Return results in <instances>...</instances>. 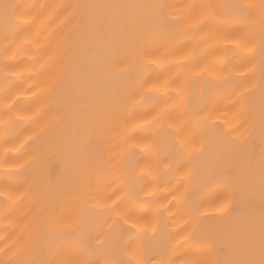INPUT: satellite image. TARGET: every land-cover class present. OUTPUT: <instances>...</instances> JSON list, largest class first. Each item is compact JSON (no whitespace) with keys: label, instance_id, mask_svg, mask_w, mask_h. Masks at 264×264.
<instances>
[{"label":"snow or ice","instance_id":"snow-or-ice-1","mask_svg":"<svg viewBox=\"0 0 264 264\" xmlns=\"http://www.w3.org/2000/svg\"><path fill=\"white\" fill-rule=\"evenodd\" d=\"M32 7L0 0V136L7 143L22 120L42 124L36 141L52 135L15 171L10 165L4 173L6 180L24 175L0 189L5 219L26 197L41 201L39 213L22 223L7 248L19 245L30 257L16 264H264V0L193 3L179 13L166 3L64 5L70 10L64 26L71 27L58 44L43 47ZM223 43L247 53L242 79L225 71L215 55L226 51ZM26 45L46 52V59L22 63L17 57ZM65 45L75 49L74 56L64 57ZM157 45L160 55L153 52ZM129 62L136 69L134 80L114 71ZM174 69L179 71L173 74ZM24 72L40 82L42 102L29 115L18 111L13 95ZM225 94L230 106L222 110L215 100ZM150 101L146 115L161 103L166 107L143 125L131 123L126 111ZM177 107L186 117L179 122ZM98 128L115 133L112 148L93 140ZM140 133L145 135L138 139ZM162 139L167 159L157 150ZM129 142L132 149L143 144L144 158L133 162L134 151L123 148ZM53 147L66 158L60 175L51 168L45 174L42 167ZM163 164L178 174L177 187L168 204L151 214L124 206L120 197L101 195L118 182L117 191L126 189L138 205L154 208L159 201L149 186L158 181ZM212 188L221 192L213 203L215 216L203 211L204 196L193 197L194 190ZM173 202L183 213L176 228L165 215ZM190 249L204 253L203 261L188 258ZM62 252L71 258L57 260Z\"/></svg>","mask_w":264,"mask_h":264},{"label":"bare ground","instance_id":"bare-ground-1","mask_svg":"<svg viewBox=\"0 0 264 264\" xmlns=\"http://www.w3.org/2000/svg\"><path fill=\"white\" fill-rule=\"evenodd\" d=\"M11 3H15L22 6H34L31 8V12L35 14L38 19L35 25V28H41L43 31V40L44 43L41 47L46 45L49 41L53 44H58L67 34L71 25L65 27L66 18L69 13V9H65L64 5H72V4H80V3H88V2H104V0H9ZM120 2L127 3H166L168 5L176 6L171 9V11L179 13L183 6L198 3V4H206V3H234V2H245V3H259V0H120ZM35 28L33 31H35ZM46 38V39H45ZM27 51L26 53H22L17 57L24 64H32V58L35 57L39 59L41 62L46 59V52L41 51L38 48L31 47L30 45L25 46ZM222 49H226V51H221L219 53H215L218 59L223 60L226 67L225 71L231 72L232 76L242 79L239 75L245 71V65L247 64V60L244 57L247 56L246 52L232 51L234 46L230 43H223L221 45ZM162 49L157 45L153 52L156 55H160L162 53ZM75 49L71 45H65L64 48V57L69 58L74 56ZM3 60V57L0 56V61ZM250 66V65H249ZM39 67V64L36 65ZM115 73L122 77L125 80H134L136 69L131 67V62L126 63L121 68H116ZM179 71V69H174V73ZM155 76V73H153ZM161 79H165L166 77H160ZM19 83V87L16 88L13 92V95L16 96L18 102V111L22 114L29 115L30 110L39 107L41 104V100L37 97L40 96L39 86L40 82L38 79L32 78L28 72L22 73V80L17 81ZM35 93L36 95H33ZM2 94H0V106H2ZM153 101H150L148 105L137 106L134 109L129 108L125 115L134 124H144L145 120H151L153 116L160 110V108L166 107L164 103L160 104V107L155 111H151V115H146L151 109L150 104ZM216 105L220 109H224L226 106H230V100L227 98V94L221 96L220 98L215 100ZM175 118L179 122L182 118H186L182 116V111L179 107L175 109L174 113ZM165 126L167 125V120L163 122ZM42 124H34L31 121H20V123L16 126V132H14L8 139V142L5 143L2 136H0V189H3L6 183H14L23 180V173L17 175L16 177H9L7 180L5 179L4 173L8 170L9 166H13V171H15V165L21 164L27 159V154H34L35 145L37 143H50L52 141L51 133L44 135L40 138L39 141H36L33 137L34 134L41 128ZM147 127V125H145ZM97 133L92 134L93 140H97L103 143L105 149H109L113 147V143H115V133L109 132L104 129H97ZM145 133H140L138 136L142 137ZM33 138V139H30ZM112 140L113 143H109ZM27 142V143H26ZM254 149L256 154L258 155L261 149V144L259 141V128L256 130V134L254 137ZM143 144H138L135 149H132V142H129L127 145H123L125 151L133 150L136 155L133 156V162L138 159L144 158V154L141 153V147ZM19 149V152L16 151ZM157 150L161 154V158L167 159V150L166 143L162 139L157 144ZM24 153L25 155H22ZM112 155L111 152H106V157H110ZM7 159L8 163L5 164L4 161ZM151 161V166L153 168L157 167V158L155 153L149 158ZM144 164H141V167H144ZM45 174L49 168L60 175L66 171L67 163L66 158L63 154L58 153L53 147L50 151H46L44 154V163L42 165ZM159 168L162 169V174L160 175L158 181L153 180L150 183L149 190L155 191L158 203L155 207L151 206H140L137 204L136 200L132 197L127 196L126 189H120L117 191L118 182L112 184L111 187L107 188L106 191L102 192L103 196H112L113 200H116L117 197L124 199V206H127L130 209H135L137 212L144 213L148 212L151 214L156 209H159L161 205H167L168 201L172 199L170 193H172L177 187V175H173L168 172L167 164L159 165ZM66 179H70V177H66ZM114 193V194H113ZM143 197V193L140 194ZM204 196L205 204L203 211L208 214L215 216L217 213L213 209L214 201L221 195V192L217 188H212L206 192H201L198 190H194L193 197L196 196ZM111 203V201H109ZM171 208V214L165 213L168 216V225L170 228H176L177 224L182 223L183 213L178 212L175 203L169 205ZM3 208V198L0 197V209ZM41 210V201H39L35 197H26L21 203L16 205L13 209H11L9 213V218L5 219L4 215L0 213V264H16V262H22L25 259H29L30 257L26 253L19 252V245L12 248L11 251H7L8 247H11L12 240L15 239L14 234H19L21 230L22 223L33 216L34 214L39 213ZM216 224H221L223 222L217 221L214 222ZM151 254H149L150 257ZM186 255L194 262H202L205 258V254L202 253L199 249H190L187 251ZM47 258H52L48 256ZM57 260L62 258H71L67 252H62L60 255L55 257ZM149 264H151L149 260Z\"/></svg>","mask_w":264,"mask_h":264}]
</instances>
